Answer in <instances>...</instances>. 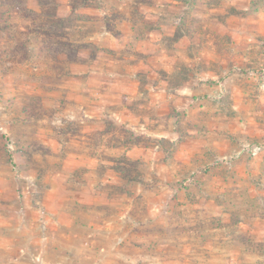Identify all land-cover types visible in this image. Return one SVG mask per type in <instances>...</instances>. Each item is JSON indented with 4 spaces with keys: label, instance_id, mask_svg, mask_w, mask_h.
I'll return each mask as SVG.
<instances>
[{
    "label": "rangeland",
    "instance_id": "rangeland-1",
    "mask_svg": "<svg viewBox=\"0 0 264 264\" xmlns=\"http://www.w3.org/2000/svg\"><path fill=\"white\" fill-rule=\"evenodd\" d=\"M0 264H264V0H0Z\"/></svg>",
    "mask_w": 264,
    "mask_h": 264
}]
</instances>
